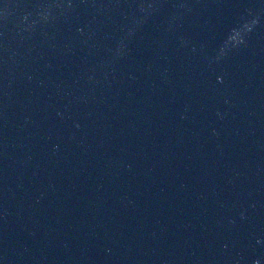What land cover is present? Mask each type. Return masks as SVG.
<instances>
[{
	"label": "water",
	"instance_id": "95a60500",
	"mask_svg": "<svg viewBox=\"0 0 264 264\" xmlns=\"http://www.w3.org/2000/svg\"><path fill=\"white\" fill-rule=\"evenodd\" d=\"M0 264H264V0H0Z\"/></svg>",
	"mask_w": 264,
	"mask_h": 264
}]
</instances>
